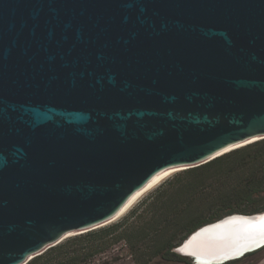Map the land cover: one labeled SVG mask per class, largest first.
Masks as SVG:
<instances>
[{
    "label": "water",
    "instance_id": "water-1",
    "mask_svg": "<svg viewBox=\"0 0 264 264\" xmlns=\"http://www.w3.org/2000/svg\"><path fill=\"white\" fill-rule=\"evenodd\" d=\"M261 135L264 0H0V264ZM230 225L229 242L203 247ZM263 246L261 211L204 224L175 250L221 264Z\"/></svg>",
    "mask_w": 264,
    "mask_h": 264
},
{
    "label": "trees",
    "instance_id": "trees-1",
    "mask_svg": "<svg viewBox=\"0 0 264 264\" xmlns=\"http://www.w3.org/2000/svg\"><path fill=\"white\" fill-rule=\"evenodd\" d=\"M189 176L186 185L157 189L118 220L69 236L25 264H86L120 242L134 264H194L175 250L191 232L228 214L264 211V138L185 168L168 185ZM262 249L221 264H256L251 257Z\"/></svg>",
    "mask_w": 264,
    "mask_h": 264
},
{
    "label": "rangeland",
    "instance_id": "rangeland-1",
    "mask_svg": "<svg viewBox=\"0 0 264 264\" xmlns=\"http://www.w3.org/2000/svg\"><path fill=\"white\" fill-rule=\"evenodd\" d=\"M254 141H256V140H254ZM181 170H183V169H181ZM181 170L175 171V172L171 173L170 175H168L167 177L163 178L161 181H159L152 188V190L146 192L143 196H141L137 200V202L126 213H128L131 209L139 206L140 203H142L148 197L153 195L157 189H171L173 187H174L173 189H176V186L178 184L181 187V186L186 185L190 181H192V177L189 176V177H184L181 180L179 179L180 181L178 180V183L177 182L176 183L173 182L170 185H168V181L171 180L173 177H175L177 175V173H179ZM122 216H120V217H122ZM119 218H117L116 220H118ZM116 220H114V221H116ZM114 221H112V222H114ZM251 258L258 259L256 264H264V249L260 250L256 254H254ZM86 264H134V262H133L132 256L130 254V251H129L127 245L124 242H120V243L112 246L111 248H109L105 252L97 255L96 257L91 259ZM149 264H186V263H184V262H164V261H162L160 259H155L154 261H152Z\"/></svg>",
    "mask_w": 264,
    "mask_h": 264
},
{
    "label": "bare ground",
    "instance_id": "bare-ground-1",
    "mask_svg": "<svg viewBox=\"0 0 264 264\" xmlns=\"http://www.w3.org/2000/svg\"><path fill=\"white\" fill-rule=\"evenodd\" d=\"M264 135H261V136H256V137H252V138H249L245 141H241V142H238L228 148H226L225 150L221 151L219 154H222L224 152H227L231 149H234V148H237V147H240L242 145H245L247 143H250L254 140H257V139H261ZM187 166H180V167H177L171 171H169L168 173H166L164 176H162L161 178H159L157 181H155L153 184H151L149 187H147L143 192H141L134 200H132L125 208H123L115 217H113L110 222L116 220L117 218H119L120 216H122L123 214H125L136 202L137 200L143 196L146 192L152 190V188L159 182L161 181L163 178L167 177L168 175H170L171 173L175 172V171H178V170H181V169H185ZM158 186V185H157ZM109 222V223H110ZM237 231V228L233 225H230V226H227L223 231H219V232H215L212 237H211V240L209 241H206L203 245V247L205 249L209 248L210 244H219V243H223V242H229L230 241V238H233L234 234L236 233ZM220 234V236H222V238H220V236H218L216 238V236ZM180 250L184 253H188V250L184 247V248H180ZM198 262H201L200 260Z\"/></svg>",
    "mask_w": 264,
    "mask_h": 264
}]
</instances>
